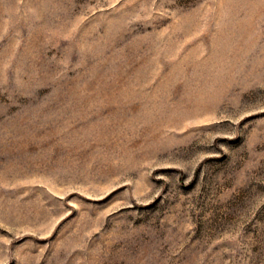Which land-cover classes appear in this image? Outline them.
I'll return each mask as SVG.
<instances>
[{
  "label": "rangeland",
  "instance_id": "rangeland-1",
  "mask_svg": "<svg viewBox=\"0 0 264 264\" xmlns=\"http://www.w3.org/2000/svg\"><path fill=\"white\" fill-rule=\"evenodd\" d=\"M0 264H264V0H0Z\"/></svg>",
  "mask_w": 264,
  "mask_h": 264
}]
</instances>
